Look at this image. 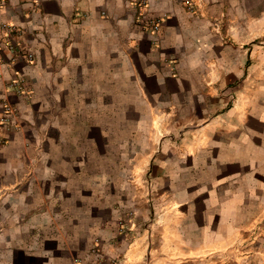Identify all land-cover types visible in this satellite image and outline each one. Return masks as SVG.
I'll return each instance as SVG.
<instances>
[{"label":"crops","instance_id":"1","mask_svg":"<svg viewBox=\"0 0 264 264\" xmlns=\"http://www.w3.org/2000/svg\"><path fill=\"white\" fill-rule=\"evenodd\" d=\"M6 2L0 264H264V0Z\"/></svg>","mask_w":264,"mask_h":264},{"label":"built area","instance_id":"2","mask_svg":"<svg viewBox=\"0 0 264 264\" xmlns=\"http://www.w3.org/2000/svg\"><path fill=\"white\" fill-rule=\"evenodd\" d=\"M189 8H191L190 1L187 2ZM139 7H148L147 0H138ZM7 2L6 0H0V16L3 10L6 8ZM161 20L149 19L146 22H142L140 24L143 25V28L147 31H157L161 25ZM10 53L15 58L24 57L29 64H33L35 60V56L32 52H25L22 41V30L14 23H10L0 19V67L2 64L6 63L9 66L14 62L10 60V62H5V54ZM16 82V81H15ZM5 115L13 114L12 108L8 104H4L3 106ZM4 143V138L0 134V145Z\"/></svg>","mask_w":264,"mask_h":264},{"label":"rangeland","instance_id":"3","mask_svg":"<svg viewBox=\"0 0 264 264\" xmlns=\"http://www.w3.org/2000/svg\"><path fill=\"white\" fill-rule=\"evenodd\" d=\"M129 122L126 125L124 124V130H130ZM109 138H111V140H113V141L115 139L114 135H110ZM117 139H118V136H117ZM113 141H109L108 143L113 144ZM136 144H138V143L135 142V144H134L131 142V135H129V134L127 135L124 133V135H123V150H124V153H127L128 157L132 153V148L136 147ZM110 153L112 154V152H109V155H110ZM127 186H129V185H127ZM127 233H130V230H129L128 226L123 222L122 225H120V230H119L120 235L119 236H121V237H123V236L128 237L129 236L128 238H130V235L127 236ZM248 247H249L248 245L246 246V245L241 243V244H238V246H236V248H233V249L237 255L241 256L243 253H245V252L247 253L249 251ZM253 251H255L254 248H253Z\"/></svg>","mask_w":264,"mask_h":264}]
</instances>
